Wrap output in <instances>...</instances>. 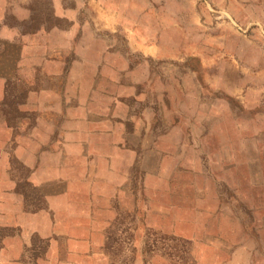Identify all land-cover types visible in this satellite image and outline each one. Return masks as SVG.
Returning <instances> with one entry per match:
<instances>
[{"label":"rangeland","instance_id":"rangeland-1","mask_svg":"<svg viewBox=\"0 0 264 264\" xmlns=\"http://www.w3.org/2000/svg\"><path fill=\"white\" fill-rule=\"evenodd\" d=\"M115 93V117L141 125L128 179H104L107 203L84 212L0 225V264H264V0H0L9 128ZM0 144L27 208H44L13 139Z\"/></svg>","mask_w":264,"mask_h":264},{"label":"crops","instance_id":"crops-1","mask_svg":"<svg viewBox=\"0 0 264 264\" xmlns=\"http://www.w3.org/2000/svg\"><path fill=\"white\" fill-rule=\"evenodd\" d=\"M140 50L145 55L143 48ZM131 55L130 53L129 57ZM60 57L63 61V56ZM56 71L62 73L63 68L58 65ZM95 90L94 85L91 92L99 89ZM106 97L108 100L109 96ZM112 99L113 105L107 104L104 109L101 103L87 99L79 100L75 105H59L58 101L53 105L47 104L45 116H31L29 133L23 132L26 128H23L21 121L16 126L17 131H14V128H9L7 120L0 118V131L3 129L0 133L5 135L0 141L6 145L13 139V154L27 167L28 175L25 180L42 194L45 204L44 208H27L25 196L17 190L18 181L11 179L4 161L3 171L0 167V196L4 198L0 201V213L5 221L0 220V225L20 224L28 230L37 227L42 216L53 208L71 213L76 206L77 211L84 212L86 204L96 203L95 198L101 199L103 204L107 203L102 200L101 182L106 179L108 182L105 187H116L128 179L134 159L132 142L141 130V125L136 122L130 130L125 120L115 117L121 114L118 104L123 102L119 100L117 93ZM110 106L112 111H109ZM54 110L59 114L57 118L53 116ZM122 114L124 116L120 118L125 117V113ZM148 137L149 131L146 129V135H142L140 139L146 141ZM0 154L5 155L4 152ZM77 165L81 168H74ZM141 166L148 177L150 164L147 159L145 164L142 160ZM162 168L154 171L162 175ZM145 178L141 177L143 180ZM92 180L96 184H86ZM6 201L9 203H5Z\"/></svg>","mask_w":264,"mask_h":264}]
</instances>
